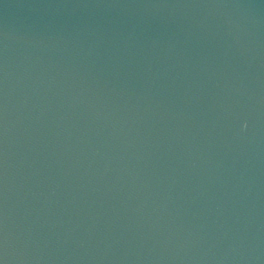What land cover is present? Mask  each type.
Masks as SVG:
<instances>
[{"label": "water", "instance_id": "obj_1", "mask_svg": "<svg viewBox=\"0 0 264 264\" xmlns=\"http://www.w3.org/2000/svg\"><path fill=\"white\" fill-rule=\"evenodd\" d=\"M0 264H264V0H0Z\"/></svg>", "mask_w": 264, "mask_h": 264}]
</instances>
